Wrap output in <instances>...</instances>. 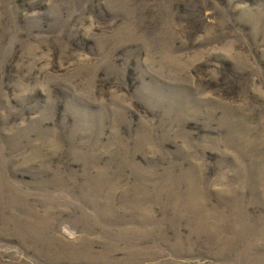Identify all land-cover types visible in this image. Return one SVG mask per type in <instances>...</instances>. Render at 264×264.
<instances>
[{"label":"rangeland","instance_id":"obj_1","mask_svg":"<svg viewBox=\"0 0 264 264\" xmlns=\"http://www.w3.org/2000/svg\"><path fill=\"white\" fill-rule=\"evenodd\" d=\"M0 264H264V0H0Z\"/></svg>","mask_w":264,"mask_h":264}]
</instances>
